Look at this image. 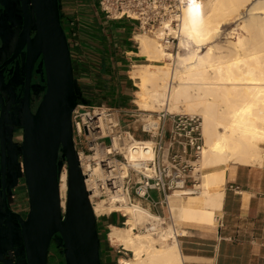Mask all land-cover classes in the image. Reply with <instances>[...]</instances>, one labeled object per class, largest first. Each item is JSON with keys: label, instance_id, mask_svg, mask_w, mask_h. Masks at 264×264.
Masks as SVG:
<instances>
[{"label": "bare ground", "instance_id": "6f19581e", "mask_svg": "<svg viewBox=\"0 0 264 264\" xmlns=\"http://www.w3.org/2000/svg\"><path fill=\"white\" fill-rule=\"evenodd\" d=\"M179 33L185 56L170 53L161 44L163 34L135 35L138 56L150 63L134 65L130 77L138 89L136 104L141 110L200 116L206 141L200 164L207 172L199 194L175 193L170 198L176 228L169 224L157 237L136 233L138 226L151 222L152 215L132 206L125 192L98 204V217L122 212L128 218L126 227L111 226L108 234L113 246L133 254L119 264H184L179 235L185 233L178 227L185 211L220 210L227 166L254 165L263 157L264 0H188ZM166 60L173 68L159 65ZM143 153L140 148L133 155ZM67 177L65 170L60 178L63 209ZM116 202L125 205L119 208Z\"/></svg>", "mask_w": 264, "mask_h": 264}, {"label": "water", "instance_id": "95a60500", "mask_svg": "<svg viewBox=\"0 0 264 264\" xmlns=\"http://www.w3.org/2000/svg\"><path fill=\"white\" fill-rule=\"evenodd\" d=\"M19 2L23 24L11 62L26 54V87L23 105L15 107L9 126L0 91V224L18 225L25 264H48L53 246L65 264H102L99 223L74 144L72 115L80 102H86L75 79L61 0ZM34 72L41 79L39 92L31 86ZM15 128L22 131L20 144L12 143ZM19 156L18 177L25 180L29 200L25 216L12 210L8 198L12 196L9 170ZM64 162L68 174L65 209L60 188ZM4 249L2 255L13 263L17 253L10 246ZM10 252L14 259L9 258Z\"/></svg>", "mask_w": 264, "mask_h": 264}, {"label": "built area", "instance_id": "2783aa9c", "mask_svg": "<svg viewBox=\"0 0 264 264\" xmlns=\"http://www.w3.org/2000/svg\"><path fill=\"white\" fill-rule=\"evenodd\" d=\"M82 1L106 20H126L136 24V29L152 34L163 30L158 36L163 34L165 48L174 49L180 43L181 18L188 0H77L79 4ZM79 7L67 22H62L72 54L82 47ZM72 126L75 149L99 224L105 217L118 215L122 216L120 224L126 227L128 218L122 212L103 217L95 212L100 202H109L112 196L125 192L132 206L138 205L152 215L151 222L135 231L157 237L163 227L174 225L170 198L175 193L196 195L202 191L205 170H201L200 162L206 141L199 116L80 102L73 112ZM140 148L144 153L134 156ZM63 169L67 172L66 162ZM123 205L115 203L119 208ZM9 254L14 259L12 252Z\"/></svg>", "mask_w": 264, "mask_h": 264}, {"label": "crops", "instance_id": "0c3cea01", "mask_svg": "<svg viewBox=\"0 0 264 264\" xmlns=\"http://www.w3.org/2000/svg\"><path fill=\"white\" fill-rule=\"evenodd\" d=\"M79 5L82 47L72 55L82 97L88 105L128 109L135 94L129 69L140 63L135 60L139 56L133 44L136 24L126 20H106L86 2L79 4L77 0H61L63 23ZM22 24L19 0H0V65L13 53ZM2 80L0 77L1 92L4 89ZM39 84L35 88L37 92L41 90ZM7 109L9 126L16 109L13 106ZM21 142L22 131L15 128L12 143ZM18 164L22 165L20 156L11 163L9 188L12 196L8 198L12 210L25 216L29 200L25 180L18 177ZM224 190L220 210L185 211L178 227L185 233L179 235L184 264H264V151L259 163L235 165L226 170ZM101 225L105 228L114 226L103 222L99 227ZM7 246L18 255L13 263L2 255ZM22 253L18 225L13 221L7 226L0 224V264H25ZM101 259L102 264L115 261L110 247L101 248ZM63 260L58 253L54 264H64Z\"/></svg>", "mask_w": 264, "mask_h": 264}, {"label": "flooded vegetation", "instance_id": "af4514ba", "mask_svg": "<svg viewBox=\"0 0 264 264\" xmlns=\"http://www.w3.org/2000/svg\"><path fill=\"white\" fill-rule=\"evenodd\" d=\"M17 35V42L13 53L0 65V77H3L2 85L4 89L2 90V95L5 99L6 106L21 107L23 105V100L25 97V87H26V54L23 53L11 62L15 49L19 40V35ZM11 62V63H9ZM8 64V65H7ZM37 68V67H36ZM35 68V71H36ZM41 82L40 77L34 72L31 82L32 89ZM36 98H32V108H36ZM35 101V103H34ZM55 247V246H53Z\"/></svg>", "mask_w": 264, "mask_h": 264}, {"label": "rangeland", "instance_id": "374dc122", "mask_svg": "<svg viewBox=\"0 0 264 264\" xmlns=\"http://www.w3.org/2000/svg\"><path fill=\"white\" fill-rule=\"evenodd\" d=\"M137 26V25H136ZM161 32V31H160ZM160 32H158V33H156V34H150V32H148V31H143V30H139V29H137L136 30V33H135V35H142L143 36V34H144V36H147V37H152V38H155V37H158V34L160 33ZM147 34V35H146ZM135 35L133 36V44L137 47V53H139V48H140V46L136 43V41H135ZM150 35V36H149ZM161 44L164 46V44L161 42ZM165 47V46H164ZM168 51L170 52V53H172L173 55H178V53H180L182 56H185V54H186V52H185V50L184 49H182V47L180 46V43H176L175 44V48L174 49H168ZM136 61H139L140 63H138L137 65H147V64H149L150 62H148L147 61V59H146V57H144V56H140L139 55V57L137 58V59H135ZM172 63L171 62H169L168 60H166V62H164V63H162V64H159V65H164V66H168V68L169 69H171V68H173V66L171 65ZM133 70V68H130L129 69V71L131 72ZM129 76H131V75H129ZM133 82V86H134V89H135V94H134V97H133V100H132V105H131V107L130 108H136V106H137V104H136V100H137V93H138V89H137V87L135 86V82H134V80L132 81ZM137 107H139V106H137ZM140 108V107H139ZM162 110H164V109H161V111ZM165 110H167V109H165ZM160 111V110H159ZM170 112V111H169ZM177 114V113H176ZM190 115V114H189ZM200 117V116H199ZM64 165V164H63ZM235 165H228L227 166V169L226 170H229V169H231L232 167H234ZM63 171L62 172H64V169H62ZM206 172H207V170H205ZM206 172H204V173H206ZM154 196V198L155 199H158V196H157V194H154L153 195ZM165 214H166V216L168 217L169 215H168V211H165ZM115 216V217H114ZM112 217H114V219L112 220V222H115V223H120V221H121V218H122V216H121V218L118 216V215H113ZM107 219V217H105L104 219H102L101 220V222H100V224L103 222V221H105ZM182 222V221H181ZM180 222V223H181ZM120 227H125V226H123V225H121ZM109 229L110 228H105L104 226H102L101 225V234H102V238H103V242H104V245H103V247L104 248H106L107 246L108 247H110L111 249H112V251H113V254H114V257H115V261H113V263L112 264H119V262H118V260L120 261V259H122V258H126V259H130V258H132L133 257V254L132 253H127V252H125L124 250H123V248H121V247H116V246H113L109 241H108V233H109ZM136 233H142V232H137L136 231ZM179 234H180V232H179ZM56 247H52L51 248V251H50V255H49V261H48V264H54V259L56 258V256H58V253H59V250H57L56 251ZM64 261V260H63ZM64 264H65V262H63Z\"/></svg>", "mask_w": 264, "mask_h": 264}, {"label": "trees", "instance_id": "16d2710c", "mask_svg": "<svg viewBox=\"0 0 264 264\" xmlns=\"http://www.w3.org/2000/svg\"><path fill=\"white\" fill-rule=\"evenodd\" d=\"M72 58H73V55H72ZM103 224H105V225H107V226H109V225H114V226H117V227H120L121 226V224L120 223H115V222H112V220H109V221H103ZM99 233H100V237H101V242H102V248H104L103 247V245H104V242H103V238H102V234H101V226L99 227ZM109 234V233H108ZM56 251H57V249H56ZM54 261H55V259H54Z\"/></svg>", "mask_w": 264, "mask_h": 264}]
</instances>
